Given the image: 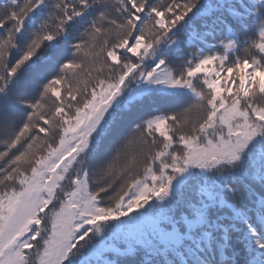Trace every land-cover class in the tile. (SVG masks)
<instances>
[{"label": "snow or ice", "instance_id": "obj_1", "mask_svg": "<svg viewBox=\"0 0 264 264\" xmlns=\"http://www.w3.org/2000/svg\"><path fill=\"white\" fill-rule=\"evenodd\" d=\"M0 264H264V0H0Z\"/></svg>", "mask_w": 264, "mask_h": 264}]
</instances>
